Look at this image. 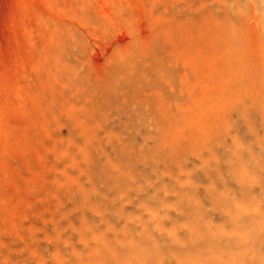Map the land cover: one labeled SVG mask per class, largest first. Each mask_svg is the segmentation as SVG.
<instances>
[{
    "label": "rangeland",
    "instance_id": "1",
    "mask_svg": "<svg viewBox=\"0 0 264 264\" xmlns=\"http://www.w3.org/2000/svg\"><path fill=\"white\" fill-rule=\"evenodd\" d=\"M262 80L264 0H0V264H264Z\"/></svg>",
    "mask_w": 264,
    "mask_h": 264
},
{
    "label": "bare ground",
    "instance_id": "2",
    "mask_svg": "<svg viewBox=\"0 0 264 264\" xmlns=\"http://www.w3.org/2000/svg\"><path fill=\"white\" fill-rule=\"evenodd\" d=\"M228 52H229V49H228ZM259 95H262L259 99H260V102L262 103L261 107H264V81L263 80L261 81V90L259 92ZM207 241H209L208 238H207ZM123 259H132V255H128V253L116 254L115 256L112 257V259L110 258V256H107L108 264H124ZM206 261L210 262L211 259L210 258L206 259Z\"/></svg>",
    "mask_w": 264,
    "mask_h": 264
}]
</instances>
